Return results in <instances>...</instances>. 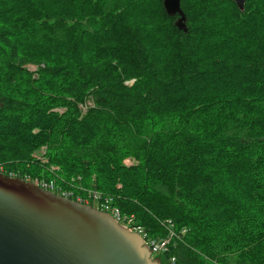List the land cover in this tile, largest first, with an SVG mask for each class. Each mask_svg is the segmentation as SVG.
Here are the masks:
<instances>
[{
    "label": "trees",
    "instance_id": "1",
    "mask_svg": "<svg viewBox=\"0 0 264 264\" xmlns=\"http://www.w3.org/2000/svg\"><path fill=\"white\" fill-rule=\"evenodd\" d=\"M162 1L0 0V163L170 225L163 263L264 264V0Z\"/></svg>",
    "mask_w": 264,
    "mask_h": 264
},
{
    "label": "water",
    "instance_id": "2",
    "mask_svg": "<svg viewBox=\"0 0 264 264\" xmlns=\"http://www.w3.org/2000/svg\"><path fill=\"white\" fill-rule=\"evenodd\" d=\"M241 11L245 0H231ZM186 33L180 0H163ZM0 264H161L142 239L90 205L0 174Z\"/></svg>",
    "mask_w": 264,
    "mask_h": 264
},
{
    "label": "built area",
    "instance_id": "3",
    "mask_svg": "<svg viewBox=\"0 0 264 264\" xmlns=\"http://www.w3.org/2000/svg\"><path fill=\"white\" fill-rule=\"evenodd\" d=\"M0 174H3L5 176L9 177H17L16 175H13L12 173H6L3 171V169L0 167ZM25 180V179H24ZM43 190H48L53 192V182L52 181H43V180H35L31 181ZM55 193V192H53ZM86 197H80L76 196L74 200L78 203H82L85 205H90V203L93 204V207L101 212H105L108 215L112 217V219L123 229L127 230L130 233L137 234L142 239V244L149 250L152 255L156 256H163V254L167 253L168 245L170 244V241L172 238H175V233L172 230V227L168 226V232L165 237L163 238H151L149 237L146 232L137 224H135L131 217H126L122 215L119 210L113 206L110 201L111 199L109 197L100 196L97 193H95L92 190H88ZM56 194V193H55ZM57 195L67 197L70 199V196L66 192L57 193ZM91 206V205H90ZM92 207V206H91ZM167 224H170L169 221H167ZM158 258V257H157ZM175 258L173 256H169L166 258V264H174Z\"/></svg>",
    "mask_w": 264,
    "mask_h": 264
},
{
    "label": "rangeland",
    "instance_id": "4",
    "mask_svg": "<svg viewBox=\"0 0 264 264\" xmlns=\"http://www.w3.org/2000/svg\"><path fill=\"white\" fill-rule=\"evenodd\" d=\"M24 67H25V69H26L29 73L33 74V77H34V75H35V71H36V66H34V65H32V64H26ZM132 83H133V80L128 81V82H126V83H124V84L131 85ZM91 106H92V104H91V102H90L89 100L86 101L85 104L80 105L79 108H80V110H81V114H83V113L85 112V110H86L87 107H91ZM45 150H46V148H45L44 146L38 147L37 149L32 150V151L29 152L30 154H28V158H31L32 160H38L39 163L44 164L45 161H46L45 156H44ZM133 163H134V161H133L131 158H124V159L122 160V162H121V164H122L123 166H125V167L130 166V165H132ZM0 167L3 169V171H5V170H4L5 167H4L3 164L0 163ZM5 172H6V171H5ZM10 173H11V172H10ZM36 178H37V177H36ZM35 180L39 181L38 179L30 180V179L26 178V181H30V182H31V181H35ZM91 181H92V180H91ZM91 181H90V182H91ZM155 257H158V256H156V255H152V258H155Z\"/></svg>",
    "mask_w": 264,
    "mask_h": 264
},
{
    "label": "flooded vegetation",
    "instance_id": "5",
    "mask_svg": "<svg viewBox=\"0 0 264 264\" xmlns=\"http://www.w3.org/2000/svg\"><path fill=\"white\" fill-rule=\"evenodd\" d=\"M160 262H161V261H160ZM161 264H166V263L161 262Z\"/></svg>",
    "mask_w": 264,
    "mask_h": 264
}]
</instances>
